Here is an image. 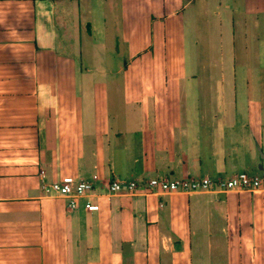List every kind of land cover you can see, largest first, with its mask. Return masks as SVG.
<instances>
[{
  "label": "crops",
  "instance_id": "crops-1",
  "mask_svg": "<svg viewBox=\"0 0 264 264\" xmlns=\"http://www.w3.org/2000/svg\"><path fill=\"white\" fill-rule=\"evenodd\" d=\"M264 174V0H0V264H264V192L109 195ZM90 181L70 209L43 191Z\"/></svg>",
  "mask_w": 264,
  "mask_h": 264
},
{
  "label": "built area",
  "instance_id": "built-area-1",
  "mask_svg": "<svg viewBox=\"0 0 264 264\" xmlns=\"http://www.w3.org/2000/svg\"><path fill=\"white\" fill-rule=\"evenodd\" d=\"M109 195L123 194L128 196H153L172 193H230L264 192V174L252 176L238 174L231 178L196 179L187 178L179 181L170 179H150L148 181L121 182L113 181L108 186ZM46 195L64 199L70 209H76L83 200L87 211H99L100 206L90 197L96 191V184L73 177H64L50 185L43 186Z\"/></svg>",
  "mask_w": 264,
  "mask_h": 264
}]
</instances>
